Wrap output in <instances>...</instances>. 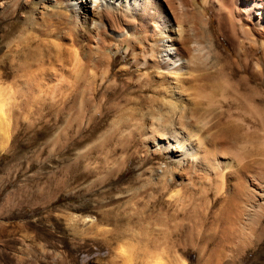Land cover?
Here are the masks:
<instances>
[{
	"label": "rangeland",
	"instance_id": "obj_1",
	"mask_svg": "<svg viewBox=\"0 0 264 264\" xmlns=\"http://www.w3.org/2000/svg\"><path fill=\"white\" fill-rule=\"evenodd\" d=\"M64 26L50 0H0V264H264V181L246 187L264 166L262 46L221 37L228 62L174 94L152 71L137 79L130 56L104 74L95 54L75 60ZM166 91L224 147L222 187L145 141ZM228 151L243 158L237 179Z\"/></svg>",
	"mask_w": 264,
	"mask_h": 264
},
{
	"label": "bare ground",
	"instance_id": "obj_2",
	"mask_svg": "<svg viewBox=\"0 0 264 264\" xmlns=\"http://www.w3.org/2000/svg\"><path fill=\"white\" fill-rule=\"evenodd\" d=\"M50 3L64 19L66 32L60 38L68 41L74 49L71 54L75 60L79 61L81 57L88 59L95 54L97 61L94 65L104 74L114 68V58L126 62L130 56L128 66L138 72L137 79H142L140 70L152 71L167 89L174 84L170 87L174 94L173 89H182L183 84L187 83L195 84L202 73L219 63L228 62L229 56L220 49V38H233L234 30L246 35L253 45L252 49L260 44L264 53V0H202L201 9L197 6V0H50ZM209 11L215 14L218 22L215 32L212 30ZM252 67L258 76L263 73L264 67L257 59ZM4 90L0 87V94L5 93ZM165 93L167 91L162 95ZM167 97L165 112L152 118L147 126L148 132L144 135L147 138L145 141H151L152 147L160 145L159 150L164 147L168 152H181L179 156L190 157L191 160L186 162L188 170L199 169L200 164L205 165L208 172L220 178L222 187L227 167L220 168L218 158L222 156L221 149L225 152L224 147L218 150L213 137L209 134L199 136L191 128V118L180 95L168 94ZM241 103L249 116L260 121L259 114L253 112L247 102L242 100ZM1 111L0 106V118ZM157 139H161L158 144ZM206 144L209 145L207 149ZM210 144L217 153L214 154L213 148V153L209 151ZM236 152H231L230 159L235 168L230 176L235 179L246 172L242 155H239L240 151ZM262 169L256 172L258 176L253 175L256 178H251L252 174L248 176L246 172L247 188H260L264 181Z\"/></svg>",
	"mask_w": 264,
	"mask_h": 264
}]
</instances>
